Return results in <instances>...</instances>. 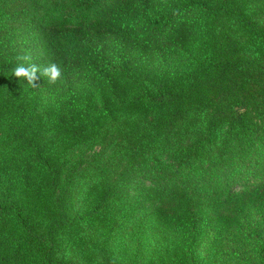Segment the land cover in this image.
Returning <instances> with one entry per match:
<instances>
[{
    "label": "trees",
    "instance_id": "obj_1",
    "mask_svg": "<svg viewBox=\"0 0 264 264\" xmlns=\"http://www.w3.org/2000/svg\"><path fill=\"white\" fill-rule=\"evenodd\" d=\"M0 146V264H264V0H0Z\"/></svg>",
    "mask_w": 264,
    "mask_h": 264
},
{
    "label": "rangeland",
    "instance_id": "obj_2",
    "mask_svg": "<svg viewBox=\"0 0 264 264\" xmlns=\"http://www.w3.org/2000/svg\"><path fill=\"white\" fill-rule=\"evenodd\" d=\"M113 149L114 148L112 146L104 148L100 144H95L92 147L86 146V147H83L81 149H78L69 156V159L74 163H75V161H81L82 162L81 166H83L85 169V172H83L82 176L76 177L77 184H82V186L80 187V192L73 190L71 193V195H74L72 208L70 210V213L72 215H76L75 213L77 211H81L82 209L83 210L86 209L87 204L90 203L91 198L88 197V194H87L88 190L91 188L92 185L97 183V181L99 179V175L104 174L102 171L103 165L109 159V156L111 155ZM8 150L9 149L6 148V151H8ZM158 157L162 163H168V164L170 163V160L168 159L169 157L166 153H163L162 155H159ZM123 164H124V161L120 162V167H119L117 173H120L122 171V169H124ZM113 177L114 176L108 177L107 182L114 184L115 181L113 180ZM131 179H132L131 184H130L131 188L128 191L126 202L135 201L134 197L137 194L134 192V186H135V183L137 181L141 182V184H139V187L147 188V187H150L152 185V183L148 179H144L142 176H140V177L137 176L136 178L133 177ZM96 192H98V191L96 190ZM97 222H98V220H96V223ZM85 226H87V225H84V227ZM89 227H90V225H89ZM92 227L93 226H91L90 228L86 227L81 232V236H82L81 238L86 240L85 243L83 241H81L82 246L84 248H86L87 250H90V248L88 246L89 241H92L97 237V234L95 233V230ZM129 230H130V225L126 221L124 223V226L122 227L121 235L114 234L113 238L110 242V247L116 256H117L116 251H117V245L118 244L122 245L124 249H127V250H124V249L120 248L121 250H124V256L121 258L126 263L129 262V259L132 256V252H130V250L132 248L130 246V243L128 244V242H127L128 238L130 236V235H128ZM200 245H201L200 246L201 253H205L206 244L204 242H202ZM65 253L69 254V251H65ZM117 258H119V256H117Z\"/></svg>",
    "mask_w": 264,
    "mask_h": 264
},
{
    "label": "clouds",
    "instance_id": "obj_3",
    "mask_svg": "<svg viewBox=\"0 0 264 264\" xmlns=\"http://www.w3.org/2000/svg\"><path fill=\"white\" fill-rule=\"evenodd\" d=\"M37 71L38 68L35 65H31L29 67L19 65L14 69L13 75L17 78L23 77L29 83H34V81L36 80ZM43 75L47 76L50 81L55 82L59 78H61L62 73L60 68L56 64H51L48 67L44 68Z\"/></svg>",
    "mask_w": 264,
    "mask_h": 264
}]
</instances>
